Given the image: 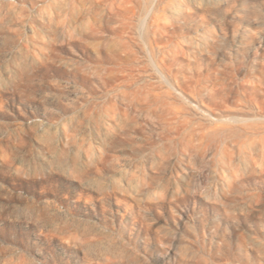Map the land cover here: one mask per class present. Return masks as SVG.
Returning <instances> with one entry per match:
<instances>
[{
  "label": "rangeland",
  "instance_id": "1",
  "mask_svg": "<svg viewBox=\"0 0 264 264\" xmlns=\"http://www.w3.org/2000/svg\"><path fill=\"white\" fill-rule=\"evenodd\" d=\"M0 264H264V0H0Z\"/></svg>",
  "mask_w": 264,
  "mask_h": 264
}]
</instances>
